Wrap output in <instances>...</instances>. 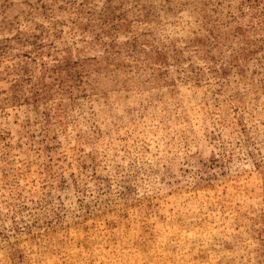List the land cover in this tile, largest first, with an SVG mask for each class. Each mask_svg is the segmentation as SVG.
Here are the masks:
<instances>
[{"label": "rangeland", "instance_id": "rangeland-1", "mask_svg": "<svg viewBox=\"0 0 264 264\" xmlns=\"http://www.w3.org/2000/svg\"><path fill=\"white\" fill-rule=\"evenodd\" d=\"M0 264H264V0H0Z\"/></svg>", "mask_w": 264, "mask_h": 264}]
</instances>
